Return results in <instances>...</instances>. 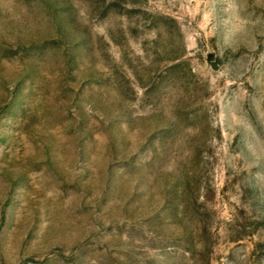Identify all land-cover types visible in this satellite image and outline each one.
Segmentation results:
<instances>
[{
    "label": "rangeland",
    "instance_id": "obj_1",
    "mask_svg": "<svg viewBox=\"0 0 264 264\" xmlns=\"http://www.w3.org/2000/svg\"><path fill=\"white\" fill-rule=\"evenodd\" d=\"M0 264H264V0H0Z\"/></svg>",
    "mask_w": 264,
    "mask_h": 264
}]
</instances>
